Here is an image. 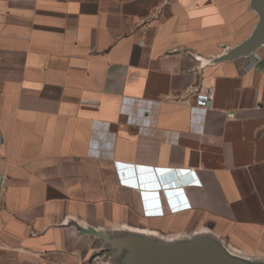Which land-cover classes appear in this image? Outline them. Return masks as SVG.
I'll return each mask as SVG.
<instances>
[{"label":"crops","instance_id":"obj_1","mask_svg":"<svg viewBox=\"0 0 264 264\" xmlns=\"http://www.w3.org/2000/svg\"><path fill=\"white\" fill-rule=\"evenodd\" d=\"M251 0H0V264H125L208 239L264 260V44Z\"/></svg>","mask_w":264,"mask_h":264},{"label":"water","instance_id":"obj_2","mask_svg":"<svg viewBox=\"0 0 264 264\" xmlns=\"http://www.w3.org/2000/svg\"><path fill=\"white\" fill-rule=\"evenodd\" d=\"M251 7L259 16L253 34L244 43L221 56L222 60L249 57L264 44V0H251ZM112 244L128 248L125 264H255L228 254L219 244L201 239L169 246L159 245L145 237H128ZM262 264V263H260Z\"/></svg>","mask_w":264,"mask_h":264},{"label":"rangeland","instance_id":"obj_3","mask_svg":"<svg viewBox=\"0 0 264 264\" xmlns=\"http://www.w3.org/2000/svg\"><path fill=\"white\" fill-rule=\"evenodd\" d=\"M250 262L255 263V264H264V260L263 259H251Z\"/></svg>","mask_w":264,"mask_h":264},{"label":"built area","instance_id":"obj_4","mask_svg":"<svg viewBox=\"0 0 264 264\" xmlns=\"http://www.w3.org/2000/svg\"><path fill=\"white\" fill-rule=\"evenodd\" d=\"M257 108L264 109V99L257 104Z\"/></svg>","mask_w":264,"mask_h":264}]
</instances>
